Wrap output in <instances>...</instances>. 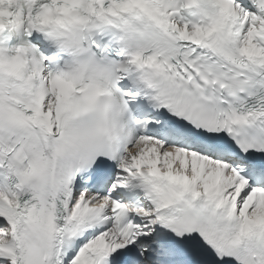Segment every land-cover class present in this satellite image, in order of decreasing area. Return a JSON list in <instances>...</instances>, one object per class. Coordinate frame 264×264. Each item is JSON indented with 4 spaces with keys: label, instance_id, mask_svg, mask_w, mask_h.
<instances>
[{
    "label": "snow or ice",
    "instance_id": "obj_1",
    "mask_svg": "<svg viewBox=\"0 0 264 264\" xmlns=\"http://www.w3.org/2000/svg\"><path fill=\"white\" fill-rule=\"evenodd\" d=\"M0 264H264V0H0Z\"/></svg>",
    "mask_w": 264,
    "mask_h": 264
}]
</instances>
